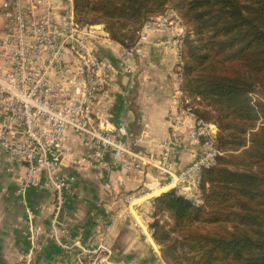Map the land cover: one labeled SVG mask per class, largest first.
<instances>
[{
	"label": "built area",
	"instance_id": "1",
	"mask_svg": "<svg viewBox=\"0 0 264 264\" xmlns=\"http://www.w3.org/2000/svg\"><path fill=\"white\" fill-rule=\"evenodd\" d=\"M168 25L165 15L151 19L137 42L125 47L111 39L104 24L80 23L73 0H0V159L7 171L19 169L16 195L26 211L23 234L29 243L25 264L34 263L44 235L62 249L78 247L87 264H112L105 260L106 246L84 248L62 218L77 180L69 170L93 169L101 176L119 170L145 178L152 173L157 178L141 182L145 191L175 189L193 205H204L201 171L223 154L217 147L220 130L185 106L189 99L181 89L177 112L169 117V138L156 144L158 153L140 147L143 137L137 139L139 145L132 143L128 123H114L110 114L121 92L117 75L138 71L146 30ZM185 33L184 28L178 43L180 65ZM113 45L120 48L118 62L106 54ZM186 137L199 143L201 152L175 171L174 150ZM31 189L53 194L49 230L35 224V210L27 202ZM122 201L129 205L132 198L126 194Z\"/></svg>",
	"mask_w": 264,
	"mask_h": 264
},
{
	"label": "trees",
	"instance_id": "2",
	"mask_svg": "<svg viewBox=\"0 0 264 264\" xmlns=\"http://www.w3.org/2000/svg\"><path fill=\"white\" fill-rule=\"evenodd\" d=\"M73 1L80 23L104 24L125 47L170 8L186 28L180 89L186 107L218 125L223 154L201 171L203 206L175 189L153 199L164 263L264 264V0Z\"/></svg>",
	"mask_w": 264,
	"mask_h": 264
},
{
	"label": "crops",
	"instance_id": "3",
	"mask_svg": "<svg viewBox=\"0 0 264 264\" xmlns=\"http://www.w3.org/2000/svg\"><path fill=\"white\" fill-rule=\"evenodd\" d=\"M165 18L169 21L167 28L146 30L148 39L139 46L142 57L138 71L131 76L117 75L121 92L110 113L114 123H128L132 143L143 137L140 147L157 153L156 144L169 138V117L177 112L181 83L178 43L184 27L176 15L166 13ZM166 40H171V44L166 45ZM106 54L118 62L120 48L113 45ZM200 152L199 143L184 138L174 150L173 169L180 171L189 166ZM17 171H7L0 159V264H25L24 256L29 249L23 234L26 211L16 195ZM69 172L77 180L72 194L66 197L62 218L69 224L74 241L90 251L99 245L106 246L108 263L165 264L150 230L153 198L162 192L145 191L141 187L144 179L154 180L156 175L149 173L145 178L137 173L112 170L101 176L93 169ZM126 194L132 198L129 205L122 201ZM27 198L29 207L36 213L35 224L49 230L53 217L52 192L31 189ZM80 254L78 247L62 249L44 235L39 240L33 264H87Z\"/></svg>",
	"mask_w": 264,
	"mask_h": 264
},
{
	"label": "rangeland",
	"instance_id": "4",
	"mask_svg": "<svg viewBox=\"0 0 264 264\" xmlns=\"http://www.w3.org/2000/svg\"><path fill=\"white\" fill-rule=\"evenodd\" d=\"M167 14H169L170 15V13L171 14H173V15H176L177 17H179V14L177 13V11H175L174 9H172V8H170V9H168V11L166 12ZM165 13V14H166ZM164 14V15H165ZM163 15V16H164ZM159 17V16H158ZM183 27H184V25H183ZM185 28V27H184ZM185 32H186V28H185ZM181 67V66H180ZM179 67V71H180V73H181V68ZM160 218H161V220L164 222V223H166L167 224V228H170L171 226H172V221L169 219V217L166 215V214H164V215H160Z\"/></svg>",
	"mask_w": 264,
	"mask_h": 264
}]
</instances>
